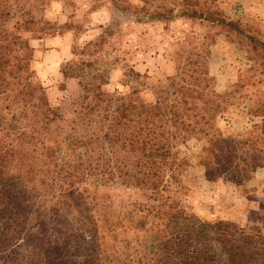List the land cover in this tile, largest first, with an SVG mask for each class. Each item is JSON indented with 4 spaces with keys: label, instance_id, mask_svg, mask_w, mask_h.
<instances>
[{
    "label": "trees",
    "instance_id": "16d2710c",
    "mask_svg": "<svg viewBox=\"0 0 264 264\" xmlns=\"http://www.w3.org/2000/svg\"><path fill=\"white\" fill-rule=\"evenodd\" d=\"M216 2L92 0L90 9L112 4L136 22L205 21L264 58L262 30ZM43 9V0H0V264H264V230L201 218L183 201L181 178L195 140L209 180L250 179L264 167V112L246 136L226 137L216 118L227 93L212 89L199 59L154 82L135 71L152 98L110 93L99 59L121 35L119 19L61 65L79 85L65 112L38 80L33 40L78 26L50 22ZM193 44L199 53L202 42Z\"/></svg>",
    "mask_w": 264,
    "mask_h": 264
},
{
    "label": "rangeland",
    "instance_id": "374dc122",
    "mask_svg": "<svg viewBox=\"0 0 264 264\" xmlns=\"http://www.w3.org/2000/svg\"><path fill=\"white\" fill-rule=\"evenodd\" d=\"M25 2L33 5L36 0ZM91 6L92 0H43L45 19L59 26L69 22L78 26L33 40V64L52 105L68 112L78 96V80L64 78L60 71L63 63L82 58L74 48L97 40L119 19L121 35L110 38L99 59L107 78V91L122 94L128 101L152 98L147 82L135 78V71L150 75L149 81L154 82L178 73L182 66L191 68L192 59H199L212 76V89L227 93L225 107L216 118L222 133L238 140L261 122L264 58L245 40H229L218 29H210L205 21L176 16L167 22H136L121 15L112 4L92 10ZM216 6L229 18L242 19L264 33V0H217ZM198 42L202 44L199 53H195L193 43ZM183 156L188 162L181 175L186 185L183 201L198 216L258 225L264 230V167L257 168L250 179L238 186L224 178L206 177L200 144L195 140L184 148ZM129 193L123 192L122 196L126 198Z\"/></svg>",
    "mask_w": 264,
    "mask_h": 264
}]
</instances>
